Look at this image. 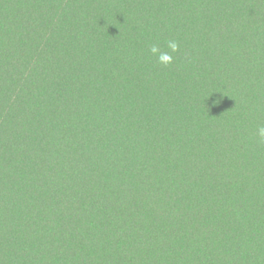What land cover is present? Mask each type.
<instances>
[{
	"label": "trees",
	"instance_id": "obj_1",
	"mask_svg": "<svg viewBox=\"0 0 264 264\" xmlns=\"http://www.w3.org/2000/svg\"><path fill=\"white\" fill-rule=\"evenodd\" d=\"M260 125L264 0H0V264H264Z\"/></svg>",
	"mask_w": 264,
	"mask_h": 264
},
{
	"label": "clouds",
	"instance_id": "obj_2",
	"mask_svg": "<svg viewBox=\"0 0 264 264\" xmlns=\"http://www.w3.org/2000/svg\"><path fill=\"white\" fill-rule=\"evenodd\" d=\"M167 47L171 50V53H175L179 49V44L175 40H169L167 41ZM150 52L152 55L157 56L159 63L167 65L173 61V56L169 52H161L155 44L150 47ZM257 136L259 142L264 143V125L257 127Z\"/></svg>",
	"mask_w": 264,
	"mask_h": 264
}]
</instances>
